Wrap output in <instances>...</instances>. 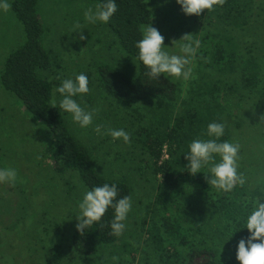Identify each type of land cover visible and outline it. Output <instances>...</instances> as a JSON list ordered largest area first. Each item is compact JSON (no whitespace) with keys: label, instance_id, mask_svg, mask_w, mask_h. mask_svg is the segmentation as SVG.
I'll return each instance as SVG.
<instances>
[{"label":"rangeland","instance_id":"rangeland-1","mask_svg":"<svg viewBox=\"0 0 264 264\" xmlns=\"http://www.w3.org/2000/svg\"><path fill=\"white\" fill-rule=\"evenodd\" d=\"M146 2L160 20L167 19L163 26L169 36V41L165 43L168 52L182 54L179 48L181 42L173 45L172 41H178L184 34H193L198 40L210 35L226 38L237 45L235 50L249 52L248 56H255V60L264 63V0H253L245 23L228 26L222 20L212 18L204 33L200 27L208 22L210 11L189 16L184 14L176 0ZM95 6L88 0L39 1L37 11L43 25L42 44L52 60L51 68L42 76L51 82L52 101H56V109L74 137L89 150L98 174L129 185L132 209L124 222L126 229L116 243L98 246L97 251L87 259L73 262L64 258L61 264H168V260L173 259L164 249L169 246L160 241L156 232L159 214L157 217L155 208L161 210V205H156L155 196L160 191V180L148 169L149 156L138 146L137 134L141 133V129L150 133L164 132L172 126L173 119L190 103L183 105V100L190 94L186 89L191 79L184 81L180 78L182 84L177 105L161 100L119 103L109 97L98 84L97 68L105 64L134 77L137 63L121 49L105 23L97 21L93 24L84 19L85 10L92 7L95 11ZM77 23L87 39H78L79 34L74 32ZM23 42V29L11 9L7 12L0 10V71L6 57ZM239 43L245 46V50ZM256 65L259 75L264 77V66L257 61ZM80 73L87 75L91 91L74 99L87 110L99 109L92 125L86 128H81L70 113L59 107L63 97L56 92L63 80L75 79ZM202 74L207 76L205 72ZM228 103L221 97L222 107L235 115L236 105L229 104L230 107ZM247 108L256 115L255 125H251L246 133L231 128L240 142V155L247 166L255 168L264 184V122L260 121L261 114H264V101L260 99L257 106ZM240 119L236 121L238 126L240 121L245 120ZM198 121L205 120L200 118ZM97 124L105 126L101 134L94 131ZM193 125L194 128L199 127V124ZM108 128L129 132L131 143L126 144L122 139L114 141L110 135L103 134ZM39 129V124L23 112L17 99L0 86V169L13 168L17 172L15 182L0 183V264H56L50 250L59 243L63 252L67 253L71 232L78 223V204L87 189L72 174L58 176L49 170L50 153L42 142ZM197 138H191L186 143L184 159L190 143ZM166 150L165 147L164 153ZM188 197L189 203L194 205V210L187 214L193 225L184 222V226L190 228L203 224L201 231L203 236L206 235L205 242L218 253L219 264H223L222 261L239 264L236 259L238 243L220 235L213 216L201 223L198 216L200 204L191 194ZM184 198L177 197L180 203L178 207L175 204L177 209L184 208ZM175 209L172 214L177 215ZM197 237L200 238L201 234Z\"/></svg>","mask_w":264,"mask_h":264},{"label":"trees","instance_id":"trees-1","mask_svg":"<svg viewBox=\"0 0 264 264\" xmlns=\"http://www.w3.org/2000/svg\"><path fill=\"white\" fill-rule=\"evenodd\" d=\"M39 1H11V11L23 29L24 42L6 57L0 71V86L13 95L23 112L39 124L42 142L50 153L49 170L54 175L72 174L87 190L104 183H115L119 190L117 199L131 196L128 184L98 174L89 150L74 137L58 110L52 108L53 87L42 76L51 68L52 60L42 44L43 25L37 11ZM88 1L96 5L106 2ZM252 2L226 0L223 6H215L209 12L208 22L200 28L204 33L206 26L213 21L209 22L212 18L222 20L228 26L245 23ZM115 3L117 11L105 24L116 37L121 49L137 63V74L131 77L115 67L102 64L96 70L98 84L109 97L119 103L161 100L177 105L182 84L180 78L161 75L156 80L149 77L146 74L148 69L138 59L139 53L135 46L142 38V25L151 24L164 36V44L169 41L163 26L167 19L160 20L146 0H115ZM211 14L213 17H210ZM199 41L200 48L191 66L196 78L188 84L186 90L190 94L183 100L184 106L190 102L189 105L180 111L173 119L172 126L164 132L150 133L149 130L141 129V133L137 134L138 146L149 156L148 169L160 180V191L155 196L156 205H161V210L155 208L157 217L159 214L156 232L160 241L169 246L164 249L170 255L169 258L173 259L168 258V264H219L218 253L205 242L206 235L203 236L201 231L203 224L195 225V228H186L183 224L188 222L193 225V221L187 217L188 212L194 210V205L189 203V194L200 204L198 216L201 223L213 216L220 235L236 243L250 235L246 219L253 210L251 201L256 197L264 198V191H261L264 189L263 178L253 166L246 165L240 152L238 171L244 174L246 183L243 186L237 185L231 192L209 185L205 178L210 175L207 168L192 175L186 167L189 161L184 159L183 151L191 138L214 139L207 135V126L216 122L225 125V133L218 142H238V137L233 135L234 130L241 129L240 133H246L256 123L254 111H249L247 106H257L260 99L264 101V77L259 75L260 70L256 65L257 61L264 66L262 61L255 60V56H248L249 52L235 50L234 46L237 48V45L224 37L204 35ZM239 45L245 50L243 44ZM201 72L207 76L200 75ZM221 97L224 102L229 101L227 105H236L235 115L222 107ZM200 118L205 121H198ZM240 118L245 120L240 121L241 125L238 126L236 121ZM193 123L199 124V127L194 128ZM165 147L167 150L164 153ZM219 161L220 157L216 156V162ZM175 196L181 199L187 196L183 200L184 208L175 207V204L177 207L180 205ZM170 197L172 199L169 200ZM174 209L177 215L172 214ZM114 215V209L109 208L102 220L88 227L82 235L75 227L70 235L68 252H63L58 243L50 250L51 258H54L56 264H61L64 258L76 262L77 259L91 257L98 246L116 243L120 236L113 235L110 227ZM198 234H201L200 238ZM222 263L227 264L226 261ZM228 264L235 263L229 261Z\"/></svg>","mask_w":264,"mask_h":264},{"label":"clouds","instance_id":"clouds-1","mask_svg":"<svg viewBox=\"0 0 264 264\" xmlns=\"http://www.w3.org/2000/svg\"><path fill=\"white\" fill-rule=\"evenodd\" d=\"M226 0H176L186 15L199 16L205 10L212 11L215 6H223ZM11 9L9 0H0V10L7 12ZM117 11L115 0H106L95 6V11L89 7L84 12V19L89 23L97 21L108 23L110 18ZM79 40H85L87 37L83 34L79 23L75 26ZM142 38L137 41L138 59L148 69L146 73L149 77L158 80L161 75L165 77L182 78L184 81L195 79L193 68L191 67L200 48V41L194 39L193 34H184L178 41L173 40L172 44L179 43L182 54H172L166 50L164 36L150 25H142ZM91 91L89 80L86 74L80 73L75 79L63 80L61 86L56 89L63 98L59 107L70 113L75 123L81 128L92 125L94 116L99 109L87 110L82 107L74 97L77 95H86ZM52 108H56V101L53 100ZM260 121L264 122V114H261ZM105 126L97 124L94 131L101 134ZM225 133L223 123H210L207 126V135L214 139L202 140L194 139L189 145V152L185 159L189 161L188 167L190 174L201 173V169L207 168L210 175L205 176L209 185L222 190L231 192L237 185L243 186L246 178L239 172L240 147L238 142H218ZM110 135L113 140L122 139L124 143H131V134L124 129L108 128L103 132ZM216 156L220 161L216 162ZM17 172L13 168L0 169V183L15 182ZM264 191V189H261ZM119 195L118 187L115 183H104L102 186L86 190L83 199L78 204L79 215L76 217L77 231L81 235L94 223L100 222L109 208L114 209L115 215L110 223L111 233L120 236L126 229L124 223L129 212L132 209V197L125 195L117 199ZM264 198L256 197L251 201L252 212L246 219V228L250 235L240 239L237 246L236 259L239 264H264ZM103 226V225H102ZM113 259H117L114 257Z\"/></svg>","mask_w":264,"mask_h":264}]
</instances>
